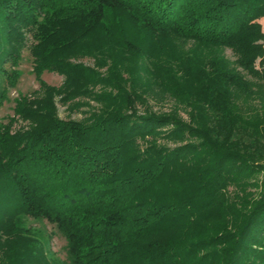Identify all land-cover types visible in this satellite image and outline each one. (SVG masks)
<instances>
[{
	"label": "trees",
	"instance_id": "16d2710c",
	"mask_svg": "<svg viewBox=\"0 0 264 264\" xmlns=\"http://www.w3.org/2000/svg\"><path fill=\"white\" fill-rule=\"evenodd\" d=\"M263 16L264 0H0V105L25 31L43 93L16 100L24 126L0 122V264H264V102L240 109L254 84L222 54L264 80ZM85 55L107 74L71 61ZM97 84L116 91L93 94L87 118L56 114L54 96ZM154 86L188 119L137 111ZM30 218L64 235L65 259Z\"/></svg>",
	"mask_w": 264,
	"mask_h": 264
},
{
	"label": "rangeland",
	"instance_id": "374dc122",
	"mask_svg": "<svg viewBox=\"0 0 264 264\" xmlns=\"http://www.w3.org/2000/svg\"><path fill=\"white\" fill-rule=\"evenodd\" d=\"M261 24V29L264 32V16L259 19ZM25 42L24 47L21 50L20 61L18 65V70L20 72V76L17 80L15 86H10L7 89V98L4 99L2 104L0 105V122H7L9 117L15 116V122L13 124L14 128H20L26 124V120L22 119L18 114L14 113V108L16 105V100L20 97L26 95V97L33 96H42L41 91H37L40 89L39 81L36 79V76L33 72V57L30 52L31 45L35 42L33 36L30 31H25ZM262 43V56L264 59V39L261 40ZM181 49L190 50L193 47V42L191 41H181L180 42ZM223 57L228 61L231 67H234L238 70L244 77L252 81L254 84L252 92L247 97H241L238 99V104L240 109L245 113H252L254 111H261V104L264 102V80L256 79L248 76L238 65H237V57L229 48L223 49ZM261 58H257L256 63L258 64ZM96 57L94 56H79L77 58L71 59L72 62H79L86 66H90L95 68L101 74H107L106 67H99L95 64ZM109 64V61H108ZM5 66L9 67V63H6ZM264 68V63H263ZM122 75L127 78L128 74L121 70ZM41 78L44 82L51 86H60L63 82V76L53 72H43ZM1 83V79H0ZM91 93H87L86 95H77L73 97H68L62 99L61 96L56 95L53 97L54 105L56 108V114L60 117H72V118H87L92 112L96 111L100 106V102L93 99L91 96L99 91H116L115 87L108 84H97L95 86H90ZM35 91H37L35 93ZM42 93V94H41ZM135 109L137 111H147L152 110L156 112L161 111H169L171 109H175L176 112L184 119H188L187 111L189 110V106L185 103L175 99L172 95H170L167 91H162L159 86H154L153 91L150 93H146L143 97L135 102ZM158 141L164 144L173 145L177 142H174L171 139L159 137ZM179 142V141H178ZM259 179L264 178V170L258 174ZM239 189L233 183L229 184L228 190L231 195H235L238 193L240 197L243 192L237 191ZM255 191L254 185L245 186V192ZM247 194V193H246ZM252 195L247 194V198H250ZM29 223L41 229L45 235L49 239L50 249L53 251V254L59 258H66V240L64 235L57 230L55 225L46 219H33L30 218Z\"/></svg>",
	"mask_w": 264,
	"mask_h": 264
}]
</instances>
